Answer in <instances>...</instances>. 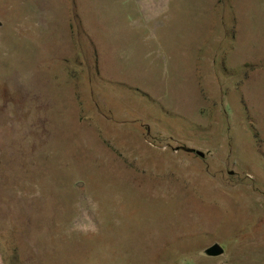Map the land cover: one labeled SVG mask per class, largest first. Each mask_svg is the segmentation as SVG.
I'll list each match as a JSON object with an SVG mask.
<instances>
[{
  "label": "rangeland",
  "instance_id": "374dc122",
  "mask_svg": "<svg viewBox=\"0 0 264 264\" xmlns=\"http://www.w3.org/2000/svg\"><path fill=\"white\" fill-rule=\"evenodd\" d=\"M0 238L264 264V0H0Z\"/></svg>",
  "mask_w": 264,
  "mask_h": 264
},
{
  "label": "crops",
  "instance_id": "0c3cea01",
  "mask_svg": "<svg viewBox=\"0 0 264 264\" xmlns=\"http://www.w3.org/2000/svg\"><path fill=\"white\" fill-rule=\"evenodd\" d=\"M0 264H13L10 256H9V249L7 248L6 244L0 238Z\"/></svg>",
  "mask_w": 264,
  "mask_h": 264
},
{
  "label": "water",
  "instance_id": "95a60500",
  "mask_svg": "<svg viewBox=\"0 0 264 264\" xmlns=\"http://www.w3.org/2000/svg\"><path fill=\"white\" fill-rule=\"evenodd\" d=\"M197 154L200 156V157H205V154L201 151H197ZM224 253V249L216 244L212 247H210L209 249H207V254L210 255V256H214V257H217V256H221L222 254Z\"/></svg>",
  "mask_w": 264,
  "mask_h": 264
},
{
  "label": "bare ground",
  "instance_id": "6f19581e",
  "mask_svg": "<svg viewBox=\"0 0 264 264\" xmlns=\"http://www.w3.org/2000/svg\"><path fill=\"white\" fill-rule=\"evenodd\" d=\"M12 87V86H11ZM6 138V137H5ZM19 145V144H18ZM12 148V147H11Z\"/></svg>",
  "mask_w": 264,
  "mask_h": 264
}]
</instances>
